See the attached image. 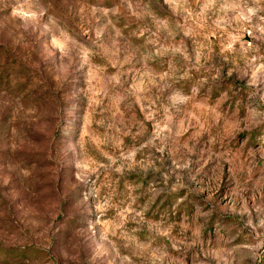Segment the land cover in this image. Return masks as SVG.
<instances>
[{
  "label": "rangeland",
  "instance_id": "1",
  "mask_svg": "<svg viewBox=\"0 0 264 264\" xmlns=\"http://www.w3.org/2000/svg\"><path fill=\"white\" fill-rule=\"evenodd\" d=\"M0 264H264V0H0Z\"/></svg>",
  "mask_w": 264,
  "mask_h": 264
}]
</instances>
